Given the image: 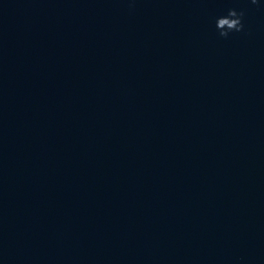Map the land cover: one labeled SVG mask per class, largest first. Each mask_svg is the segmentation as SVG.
Here are the masks:
<instances>
[{"label": "water", "instance_id": "95a60500", "mask_svg": "<svg viewBox=\"0 0 264 264\" xmlns=\"http://www.w3.org/2000/svg\"><path fill=\"white\" fill-rule=\"evenodd\" d=\"M0 264H264V0H0Z\"/></svg>", "mask_w": 264, "mask_h": 264}, {"label": "clouds", "instance_id": "9594fccd", "mask_svg": "<svg viewBox=\"0 0 264 264\" xmlns=\"http://www.w3.org/2000/svg\"><path fill=\"white\" fill-rule=\"evenodd\" d=\"M250 3L255 5L258 0H250ZM244 11L230 8L226 15L216 18L215 27L219 36L227 38L231 33L241 32L244 30L243 23Z\"/></svg>", "mask_w": 264, "mask_h": 264}]
</instances>
